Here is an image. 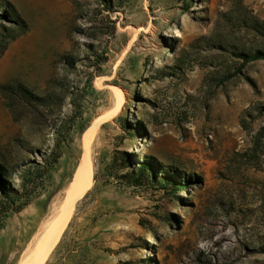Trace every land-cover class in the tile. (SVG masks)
<instances>
[{"label":"rangeland","instance_id":"374dc122","mask_svg":"<svg viewBox=\"0 0 264 264\" xmlns=\"http://www.w3.org/2000/svg\"><path fill=\"white\" fill-rule=\"evenodd\" d=\"M5 1L0 45L13 11L27 29L0 51V85L44 95L57 79L71 94L13 118L0 93V264H19L64 206L83 133L114 91L122 104L90 145L92 182L40 264H264V159L239 156L264 125V59L239 57L264 49L253 29L264 0ZM72 115L56 162L26 182ZM141 163L156 179L133 182Z\"/></svg>","mask_w":264,"mask_h":264},{"label":"trees","instance_id":"16d2710c","mask_svg":"<svg viewBox=\"0 0 264 264\" xmlns=\"http://www.w3.org/2000/svg\"><path fill=\"white\" fill-rule=\"evenodd\" d=\"M5 5L11 6L10 3L7 1L3 0ZM0 7H3V4L0 2ZM5 10V9H4ZM5 14H2L1 16H6L8 15L9 9H6ZM12 17L13 23H14V30H16V33L13 35H7L9 37H4V41L1 43L0 51H3L7 45L14 40L16 37L19 35L24 34V32L27 29V24L25 21L18 15L17 12L13 11V15L10 13ZM10 17V19H11ZM253 29L258 32L260 35H264V23L256 22L253 25ZM239 57L241 58L243 63L249 62V61H255V60H263L264 59V49H258L254 51L253 53L249 54L246 52H241L239 53ZM67 62H70V59H62ZM50 86V90L46 92L44 95H38L34 93L30 88H28L26 85H24L22 82L18 81H10L4 84L0 85V93L5 101L6 107H8V110L10 114L12 115L13 118H16V106L17 105H22L26 107H31L35 110L36 106H43L46 109L57 106L60 107L62 105V100L66 95L65 93H69L68 88L67 90L64 89V91L61 90V93H57L56 89L57 88H62V83L58 81L57 79H51L48 82ZM63 92V93H62ZM71 94V93H69ZM69 103L73 106H76L75 99L73 98V95H70V101ZM58 116L55 117L58 119ZM75 121V116L72 115L70 117L65 118L64 120H60L59 124L54 128L53 133L56 135V139L54 142V147L51 150L49 154H41V160L42 163L35 162L34 166L27 168L25 175L26 177V182H33L35 180H38L42 177V174L45 173L53 163L56 162V160L59 157V148L62 143V138H65V134H68L71 131L72 126L74 125ZM240 125L244 130H247L249 128V123L245 119H241ZM122 156L120 157V163L119 167H123L125 163V153L121 154ZM245 163H255L256 161H259L260 158L264 159V125L260 126L252 135H251V140H250V146L248 149H246L243 153L239 155ZM117 160V158L115 157ZM114 159V160H115ZM113 160V159H112ZM2 167H0L1 169ZM151 165L149 163H141L138 167L137 170H139V173L137 175H132V180L133 182H138L139 180H142L143 176H147L148 178L151 179H156V175L154 172L151 170ZM173 183L174 186L176 187H181L183 184H179L176 181H173L172 179H169ZM6 198L7 201L10 202L11 204L15 203V200L20 197L18 194L11 195L9 193H6ZM24 204V203H23ZM22 204V205H23ZM264 204V201H263ZM21 205V206H22ZM21 206L17 207L15 210H20Z\"/></svg>","mask_w":264,"mask_h":264},{"label":"bare ground","instance_id":"6f19581e","mask_svg":"<svg viewBox=\"0 0 264 264\" xmlns=\"http://www.w3.org/2000/svg\"><path fill=\"white\" fill-rule=\"evenodd\" d=\"M101 78L102 77L98 76L94 79L96 86L101 85ZM114 95H116L117 98L116 104L104 114L97 116L83 133L82 153L70 182L64 206L55 214L52 220L47 223L43 232L41 231L42 233L40 236L36 238L27 256H25L21 262H18L19 264H40L47 257L64 231L68 221H70L69 218L74 204L84 195L86 189L90 186L93 177V166L89 152L90 145L96 135L99 125L106 120L116 117L120 112L122 96L118 91H114Z\"/></svg>","mask_w":264,"mask_h":264},{"label":"crops","instance_id":"0c3cea01","mask_svg":"<svg viewBox=\"0 0 264 264\" xmlns=\"http://www.w3.org/2000/svg\"><path fill=\"white\" fill-rule=\"evenodd\" d=\"M24 4H26V3H25V1H24L23 5H24ZM34 10H37V7H36V5L34 6ZM37 12H38V11H37ZM37 12H36V14L38 15V13H37ZM34 16H35V15H34Z\"/></svg>","mask_w":264,"mask_h":264}]
</instances>
